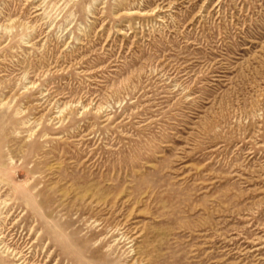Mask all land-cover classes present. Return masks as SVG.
I'll list each match as a JSON object with an SVG mask.
<instances>
[{
  "label": "rangeland",
  "instance_id": "obj_1",
  "mask_svg": "<svg viewBox=\"0 0 264 264\" xmlns=\"http://www.w3.org/2000/svg\"><path fill=\"white\" fill-rule=\"evenodd\" d=\"M0 264H264V0H0Z\"/></svg>",
  "mask_w": 264,
  "mask_h": 264
},
{
  "label": "bare ground",
  "instance_id": "obj_2",
  "mask_svg": "<svg viewBox=\"0 0 264 264\" xmlns=\"http://www.w3.org/2000/svg\"><path fill=\"white\" fill-rule=\"evenodd\" d=\"M20 261V260H19Z\"/></svg>",
  "mask_w": 264,
  "mask_h": 264
}]
</instances>
